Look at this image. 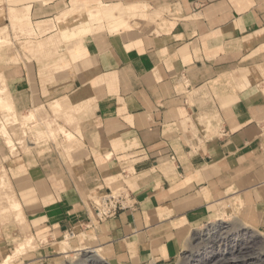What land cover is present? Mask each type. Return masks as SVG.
Instances as JSON below:
<instances>
[{
    "label": "crops",
    "instance_id": "1",
    "mask_svg": "<svg viewBox=\"0 0 264 264\" xmlns=\"http://www.w3.org/2000/svg\"><path fill=\"white\" fill-rule=\"evenodd\" d=\"M5 1L0 26L7 9L56 25L66 8L130 14L125 28L88 18L67 44L52 30L40 48L0 55L20 111L77 125L71 142L47 131L51 141L30 155L3 145L23 220L0 222V254L32 235L44 241L33 257L47 256L69 235L74 246L95 242L110 264H164L190 228L222 210L264 230V0ZM52 98L73 111L54 116ZM112 190L121 206L98 219L93 200Z\"/></svg>",
    "mask_w": 264,
    "mask_h": 264
},
{
    "label": "rangeland",
    "instance_id": "2",
    "mask_svg": "<svg viewBox=\"0 0 264 264\" xmlns=\"http://www.w3.org/2000/svg\"><path fill=\"white\" fill-rule=\"evenodd\" d=\"M94 8H97V6H95ZM66 9H70L73 15L83 12V11H78L80 7L78 8L73 7V8H66ZM93 9H89L84 12H89ZM23 11L24 12L27 11L26 16H22L19 20H16V21L12 19V15L14 13H19ZM7 12L8 14L6 16L8 18V21H6L5 24L3 23L2 26L3 25L8 26V30H10L9 32L11 33V42L7 45L8 47H3L0 49V55L2 53L8 54L11 59L16 56L19 49L24 51L27 48L29 50L34 49V48H40L43 45H45L44 38H47L48 36H50L51 34H48V33H50V31L52 30H54L55 33H59L60 35L59 26L58 24L56 25L54 21H43V22L32 21L30 18V8L28 9L21 8L18 10L7 9ZM3 13H4V8L2 9L1 7L0 15H3ZM29 24L33 25V34H28L24 30L25 27L28 26ZM41 36L43 37L40 39L39 37ZM58 36H56L55 39H57ZM54 42L57 43L55 40ZM10 62H13V61H10ZM69 110L73 111L71 107H69ZM21 113L27 114L28 110L26 112L21 111ZM49 117H50V114H49V111H47L46 118H40L33 125L28 124L29 126H27L21 121H20L21 123L20 122L14 123V124L11 123L12 125L11 124H9L10 126L7 125L10 131L11 137L13 136L12 138L17 142L18 151L15 154L16 156H18L19 154L30 155L33 152V149L28 148V146L33 145V143L35 144L36 141L38 142L37 144H35L36 147L39 146L40 144H45L51 141L47 137V131L48 130L50 131V129L47 128L48 124L46 120ZM69 117L71 116L61 115V116L55 117V120L59 124L64 125V121H66V119H68ZM55 120H50L53 124L55 123L54 128L57 127ZM37 131H40L43 133V138H40L38 136ZM51 139L53 140V138ZM3 141L4 140L0 137V157H2L3 154L7 153V149L3 146L4 145ZM58 142H59L58 145H56V143L54 142L57 147L65 148L66 145H70V144H64L61 141V138H58ZM0 188L2 189V185ZM117 193L118 194H116L115 196L119 195L120 191H118ZM0 194H1L0 209L2 210V207L9 206L8 205L9 202L7 203L6 201L8 200L9 196H7L8 193L3 194L1 190H0ZM98 199L100 203L98 204L99 206H101V199L100 198ZM3 200L5 202H3ZM96 203L94 202V204ZM8 217L1 216L0 222L8 221L9 220ZM216 225H219V227H216L213 233H210L213 230V227ZM66 236L67 238H65L63 241L68 242L69 240L68 243L70 244V236L69 235H66ZM28 238H31L32 242L28 243V241H26L28 244L25 247V249L21 251V254L19 256L14 258L8 264H80L86 258V255L91 254L87 252V250L89 249H95L96 254L94 252L93 260L91 259L90 261H88L87 262L88 264H110V262L106 258L105 253L101 249L98 248L99 246L95 242H92L89 240L81 242L80 244H77L76 246L70 244L71 246L68 247L69 249L65 247L66 244H64V242L63 243L61 242L60 244H55L54 251L50 252L47 256L33 257L32 253L34 251L40 252V248L44 245L42 244V242L44 241H39L32 235L25 236L22 241L25 242V240ZM17 243H18L17 240H14L12 248L16 245H20V243L18 244ZM210 244H211V247H209L208 249H205V246H209ZM242 244H253L255 251L259 250L264 245V230H258L252 227L250 224L243 222L235 213L225 212L222 210L218 212L217 214H215L213 217L208 218L206 221L200 224H196L192 228H190L186 233L184 243H183V248L179 256L176 259L170 262L164 263V264H186L188 262L190 264H206V263L207 264H214V263L220 264L219 258L224 257V256L229 257L228 251L235 250V248L241 246ZM88 247H94V248L88 249ZM12 248L7 250V252L10 253L12 251ZM78 248L79 249L83 248V250H76ZM208 251H210L208 255L212 254L213 256L211 257V259L209 258L208 260H206V257H207L206 253ZM7 252L0 254L1 256L0 261H2V258H3L2 256ZM234 256H237L236 253L234 254ZM100 257L102 258V260Z\"/></svg>",
    "mask_w": 264,
    "mask_h": 264
},
{
    "label": "bare ground",
    "instance_id": "3",
    "mask_svg": "<svg viewBox=\"0 0 264 264\" xmlns=\"http://www.w3.org/2000/svg\"><path fill=\"white\" fill-rule=\"evenodd\" d=\"M7 1L13 2L15 0H7ZM2 2H3V0H0V4ZM152 13H150V14H152ZM129 14H130L129 9L125 10L121 6L111 5V4H99L97 8H94L93 10H91L89 12H80V13H77L76 15H73V13L71 12L70 9L63 10L56 17V21H57V24H58L59 29H60L59 30L60 35L58 36L57 39H55V41L57 43L61 42V43L67 44L73 40H76L77 38H80L83 34H85V32H87V29L85 27V23L88 20V18L93 20V22L97 21L99 23H102L104 21H110V20H116V21L118 20L120 23L117 26L125 28L126 25L128 24L127 19L129 17ZM150 14L148 16H151ZM116 27H114V28H116ZM29 30L30 31L32 30V28L30 26H29V28H27V30H25L26 33L30 34ZM9 31L10 30H8V26H6V25L0 26V49L3 47H8L7 45L11 42V33ZM31 34H32V32H31ZM240 75L241 76H247V73L243 74L241 72ZM245 78L243 77L244 80H245ZM238 83H241V82L238 81ZM46 105H47V108L50 110V112L54 116H58V115H61L65 112H68L69 107H70V104L66 101L65 98H55L51 101H47ZM0 113H1V115H0V137L4 140V142H3V143H5L4 145L6 147H8V150L10 151L9 153H11L14 156L16 154L17 142L12 138L13 136L11 137L10 131H9L7 125H9L11 123H13V124L18 123L21 121L22 123L29 126L28 124L33 125L39 119H38V117L35 113V110L33 108H29L27 114H22L21 111L17 108L16 101H15L12 93L9 90V87L7 84V79L4 76L2 71H0ZM46 121L48 124L47 128L50 129V131L48 130L49 135H50L49 137L53 138V140H55V141L57 140V135H56L57 132L62 133L61 135H63V140L65 143H69V142H71V140H73L74 135H72L70 133L69 128H74L75 126H77L76 122L70 121L68 123V127L62 126L63 124H61L59 126L56 125L57 127L54 128L55 123L53 124L50 121V119H47ZM31 146H33V145H31ZM4 159H7V156H4ZM1 185H2V189L0 188L1 192H3V194L8 193L7 196H9V197H8V200H6V201H7V203L9 202V204H8L9 206H7V207L4 206V207H2V210L0 209V217L1 216H7V217L9 216L10 218L9 217L8 218L11 220H14V221L23 220L22 219L23 218L22 206H21L20 202L17 200V198L14 194V191L8 182L7 171L2 165L1 157H0V187H1ZM117 192H118L117 190H112L111 196H115L116 194H118ZM0 196H1V194H0ZM3 202H5V201L3 200ZM93 202H95V203L97 202L96 204H98L99 199L96 198L95 200H93ZM7 203H5V204H7ZM99 204H98V206H99ZM8 208H10L11 211ZM216 227H219V225L214 226L213 230L212 231L210 230L211 231L210 233H213V231ZM23 228H25V227H23ZM66 238H67V236H66ZM26 241H28V243L32 242L31 238L26 239L25 242L21 241L20 245L14 246L10 253L7 252L2 256L3 258H2V261H0V264H8L14 258L19 256L21 254V251H23L28 244ZM63 242H64V244H66L65 247L68 248L71 246L68 243L69 240H68V242L62 241V243ZM209 247H211V244L209 246H205V249H208ZM85 249H87V248H85ZM61 250H63V249H61ZM76 250H83V248H81V249L78 248ZM64 252H65V250H64ZM87 252L91 253V254L86 255V258L80 264H88L87 263L88 261H90L91 259L93 260L94 252L96 254L95 249H89V250H87ZM209 252L210 251H208L206 253V255H207L206 260H208L209 258L211 259V257L213 256L212 254L208 255ZM233 253L234 254L236 253L237 256H234ZM228 255H229V257L224 256V257L219 258L220 264H264V245L259 250L255 251L253 244H242L241 246L235 248V250H229ZM101 260H102V258H101ZM186 264H190V263L188 262Z\"/></svg>",
    "mask_w": 264,
    "mask_h": 264
},
{
    "label": "built area",
    "instance_id": "4",
    "mask_svg": "<svg viewBox=\"0 0 264 264\" xmlns=\"http://www.w3.org/2000/svg\"><path fill=\"white\" fill-rule=\"evenodd\" d=\"M100 199L101 206L95 204L96 216L98 219L114 214L118 207L121 206V202L116 200V196H111V194Z\"/></svg>",
    "mask_w": 264,
    "mask_h": 264
}]
</instances>
